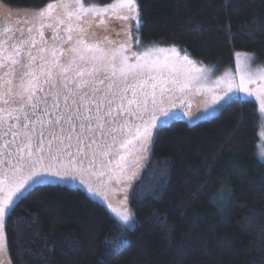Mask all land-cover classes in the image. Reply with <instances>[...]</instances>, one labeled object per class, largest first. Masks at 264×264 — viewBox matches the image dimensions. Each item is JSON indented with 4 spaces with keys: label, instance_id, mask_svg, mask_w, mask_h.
I'll return each mask as SVG.
<instances>
[{
    "label": "trees",
    "instance_id": "obj_1",
    "mask_svg": "<svg viewBox=\"0 0 264 264\" xmlns=\"http://www.w3.org/2000/svg\"><path fill=\"white\" fill-rule=\"evenodd\" d=\"M54 2L0 5L28 13ZM137 2L140 40L171 51L160 59L174 46L205 69L234 70L236 52L264 63V0ZM261 123L257 102L234 100L209 120L160 128L143 183L122 189L133 230L80 188L33 187L4 223L11 264H264Z\"/></svg>",
    "mask_w": 264,
    "mask_h": 264
},
{
    "label": "snow or ice",
    "instance_id": "obj_2",
    "mask_svg": "<svg viewBox=\"0 0 264 264\" xmlns=\"http://www.w3.org/2000/svg\"><path fill=\"white\" fill-rule=\"evenodd\" d=\"M139 7L137 0L102 6L55 0L0 26V253L5 219L29 189L106 171L132 187L147 171L153 130L179 105L189 109L192 98L206 94L203 66L180 57L174 46L175 58L160 59L153 53L164 49L140 45ZM13 15L7 10L4 19ZM235 57L239 84L228 81L204 103L221 107L254 97L264 111V84L250 89L257 80L244 71L252 57ZM126 199L119 201L123 210L109 207L127 227L133 215Z\"/></svg>",
    "mask_w": 264,
    "mask_h": 264
},
{
    "label": "rangeland",
    "instance_id": "obj_3",
    "mask_svg": "<svg viewBox=\"0 0 264 264\" xmlns=\"http://www.w3.org/2000/svg\"><path fill=\"white\" fill-rule=\"evenodd\" d=\"M7 10H11L13 13L16 14V15H13L10 18V20L4 19V15ZM28 13H31V12H28ZM28 13L17 11V10L14 11L7 7L4 8L2 5H0V18L3 19L2 21H0L1 22L0 26L6 25L9 23L12 24V22L16 23L18 19H26L28 18L26 16V14ZM3 23H6V24H3ZM46 35H48V33H46ZM138 38L140 41V45L143 46V48L156 47V48L164 49L163 52H159V51L154 52L153 58H157V57L160 58L162 57L163 53L171 52L168 48L160 47L158 45L151 44V43L148 44L144 41H141L139 33H138ZM132 47L134 49L136 48V44L134 42H133ZM244 71L247 73H251L253 78L257 80V84L249 86L250 89H255L258 85L264 84V80L260 79V76L264 75V63L260 64V62H258L257 59L252 58L249 61L247 69H244ZM239 73H240V70L237 69V61L235 62L234 70L231 69L230 67L225 68L221 71H216V70L207 68L205 73L203 74L205 77H207V79L202 80L200 82L203 85V90L205 91L206 94L203 96L198 94L196 97L192 98L191 107L189 109H185L184 105H179V107L176 110H174V116L169 118L165 124L153 130L154 134L152 138V143L150 145V155L146 161V166L149 163L148 161L153 152L152 149L155 143V136L157 132L160 130V128L165 127V125H168L169 123L176 121V120H183V121L188 122L190 125H195V124H198V122L206 121V120H209V118L216 116V114L220 111V109L224 107L226 104L221 107H213L210 105V103H204V101L208 100V98L211 95L220 93L221 89L226 88L228 81H233L234 86L238 85L239 84ZM221 78H223L222 82L219 85V87H217L216 81L221 80ZM253 101L257 102L258 107H259V102L256 101L254 97H253ZM259 111L260 113H262V123H261L262 128L260 132L261 142L259 144L260 147H259L258 156L264 161V111H261L260 108H259ZM90 171L94 172L96 170L91 169ZM142 173L143 172L138 174L136 178L137 180L142 177L143 175ZM114 177H115V173L106 171L105 175L103 176L84 174L82 176H78L75 181H66L64 183H59V182H50V183L55 184V185L59 184V185L66 186V187L69 186V187L76 188V189L80 188L83 191H85L90 198L92 197L96 199L97 201H99L101 204L103 203L107 208L110 209V212H112L109 205L114 207V204H116L121 199H123V197L126 196V194H123V191L125 189L123 187V182L118 181ZM136 179H134L132 182H134ZM105 197H107V199H105ZM133 227L134 226L132 223L131 226H127V229L133 230ZM4 236L6 240L5 224H4ZM0 264H11L10 257H8V249H7L6 243H5L3 253H0Z\"/></svg>",
    "mask_w": 264,
    "mask_h": 264
}]
</instances>
